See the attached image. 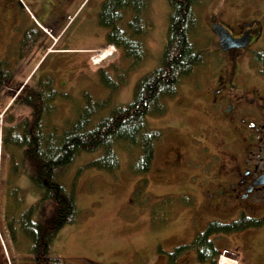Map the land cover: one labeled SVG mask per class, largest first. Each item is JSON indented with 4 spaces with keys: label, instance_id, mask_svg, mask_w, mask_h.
Returning <instances> with one entry per match:
<instances>
[{
    "label": "rangeland",
    "instance_id": "obj_1",
    "mask_svg": "<svg viewBox=\"0 0 264 264\" xmlns=\"http://www.w3.org/2000/svg\"><path fill=\"white\" fill-rule=\"evenodd\" d=\"M54 1L56 0L25 1L35 16H41L49 10L54 11L53 15L58 14L56 5L65 4L66 16L58 23L52 17L53 30L42 24L47 32L37 27L29 18L27 24L39 29L40 37L30 48L29 54L20 60L18 78L25 82H35L42 75H50L54 87L70 95V101L56 103L57 112L53 119L60 123L75 115L80 104L79 99L82 102L83 91H89L94 97L108 94L109 90L99 81V68H106L110 75L115 76L128 62L117 50H112V46L106 44L107 29L99 26L97 21L103 0ZM2 9L0 58L7 56L9 30L14 24L12 20L16 22L14 12L7 11L5 5ZM195 12L201 26L196 35L199 34L198 39L206 54L203 64L195 67L191 75L181 81L176 96L167 101L164 113L147 119L151 127L163 132L149 171L137 175L131 173L128 156L120 150L122 147L119 145L115 149L119 159V168L116 171L110 173L90 168L78 175V220L62 227L51 244L52 256L60 259L62 263L167 264V253L177 245L190 242L208 221H231V214L211 212L204 206L214 179L220 173L214 135L225 138L223 134L227 131L228 137L233 138L234 130H230L227 123H224L223 120L227 119L220 110L221 104H213L211 90L221 85L228 88L230 95L238 93V90L264 91V81L263 77L255 75V71L247 73L248 52L245 50L237 58L239 69L236 75L231 77L230 62L227 55H223L211 25L218 23L232 34L246 36L250 26L248 18H252L256 29L261 31L260 40L264 47V0H211L204 8H195ZM169 13L167 0H149L146 13L147 33L143 38L146 57L129 74L124 87L115 94L113 105L128 103L136 81L158 65L166 42ZM254 34L256 36V32ZM14 47H11L12 57ZM107 48L112 53L102 59L103 61L100 60L101 63L97 62L105 56L98 55L97 52ZM95 54L98 58H95ZM39 59L41 66L36 69L34 66ZM14 92L10 88H0V111L4 110L0 125L2 135L7 110L12 101L8 96ZM15 112L20 116V111ZM106 113L108 110L104 112ZM97 155L98 153H84L75 159L64 178L68 181L67 184L80 164ZM10 162L9 154L2 143L0 264H18L24 260L12 243L5 224L4 205L8 187L18 186L24 190L22 210L41 198L40 192L27 176H12ZM141 188L142 192L135 196V191ZM146 195L152 202L160 197L173 198L166 211V220L153 224L150 220L149 203L142 204ZM181 195H185L191 202L182 204L174 199ZM53 211L52 202H43L35 211L33 219L49 223ZM175 264L198 263L195 261L194 252L190 250L183 253Z\"/></svg>",
    "mask_w": 264,
    "mask_h": 264
},
{
    "label": "trees",
    "instance_id": "obj_2",
    "mask_svg": "<svg viewBox=\"0 0 264 264\" xmlns=\"http://www.w3.org/2000/svg\"><path fill=\"white\" fill-rule=\"evenodd\" d=\"M210 0H167L170 7L166 42L158 65L134 84L131 100L124 105H113L115 94L127 82L146 57L143 38L146 36V13L149 0H103L98 12L99 26L107 29L106 44L113 45L127 60V66L115 76L106 68L98 69L101 85L107 88L104 97L82 92V102L75 112L60 123L54 121L57 101H70L68 93L54 87L50 75H42L35 82L19 80L18 66L40 37V32L29 24L19 28L21 46L8 47L7 56L0 58V88L9 86L20 91L9 105L3 129L4 149L10 157L12 176H27L40 192V200L21 209L24 190L9 186L5 197L4 218L12 243L23 255L18 264H64L52 256L51 244L58 231L77 222L76 203L78 175L86 169L113 173L119 168L116 148L121 145L128 156L133 174L147 173L155 157L162 130L149 125L148 117H158L167 109V101L176 96L184 78L203 64L206 54L196 33L201 28L195 8H204ZM17 38V39H18ZM17 41V40H16ZM38 66V67H37ZM41 59L36 62V69ZM20 70V69H19ZM13 96L9 94V99ZM16 110L21 114L16 115ZM108 110V113L104 112ZM98 153L80 164L70 183L64 179L74 160L82 154ZM13 181V177L11 179ZM142 192V188L134 195ZM173 198L161 197L149 203L153 224L167 219L168 206ZM182 204L191 201L184 195L174 198ZM54 204L49 223L35 221L33 215L43 202ZM244 221H208L193 239L167 253V264H175L183 253L193 250L199 264H216L219 252L212 236L241 230ZM16 264V263H15Z\"/></svg>",
    "mask_w": 264,
    "mask_h": 264
},
{
    "label": "flooded vegetation",
    "instance_id": "obj_3",
    "mask_svg": "<svg viewBox=\"0 0 264 264\" xmlns=\"http://www.w3.org/2000/svg\"><path fill=\"white\" fill-rule=\"evenodd\" d=\"M4 5L7 11L16 14V22L12 20L14 24L9 30L6 45L16 43V47L19 48L20 38L16 41L15 36L19 35L20 26L28 23L27 14L21 0H0L1 12ZM56 8L58 14L53 15L54 11L49 10L39 16L51 30L54 27L51 23L52 17L58 23L66 16L65 4L56 5ZM248 19L250 26L247 25L249 29L246 35L247 45L244 48H231L223 54L227 55L233 77L239 69L237 58L245 50L248 52L247 73L255 71V75L263 77L264 81V47L260 40L261 31L256 29L252 18ZM232 35L235 38L242 36L240 33ZM227 89L226 86L218 85L211 90L213 104H221L220 110L227 119L223 121L230 130H234L233 138L228 137L227 131L223 134L225 138L214 135L220 173L214 179L213 187L209 186L211 190L204 206L211 212L231 214V221L227 223L232 221L246 223L241 230L212 236L219 253L229 256L235 264H264V91L238 90V93L230 95Z\"/></svg>",
    "mask_w": 264,
    "mask_h": 264
},
{
    "label": "water",
    "instance_id": "obj_4",
    "mask_svg": "<svg viewBox=\"0 0 264 264\" xmlns=\"http://www.w3.org/2000/svg\"><path fill=\"white\" fill-rule=\"evenodd\" d=\"M213 31L219 37V43L222 47L223 51L231 49L233 47H244L247 44L246 37H242L240 39H234L230 33L224 29L221 25H215L213 27Z\"/></svg>",
    "mask_w": 264,
    "mask_h": 264
},
{
    "label": "bare ground",
    "instance_id": "obj_5",
    "mask_svg": "<svg viewBox=\"0 0 264 264\" xmlns=\"http://www.w3.org/2000/svg\"><path fill=\"white\" fill-rule=\"evenodd\" d=\"M97 54H98V55H99V54H103V55H105V56H103V58L97 60V62H99L100 60H102V59L106 58L108 55H110L111 52H110V50L107 48V49H105V50L100 51L99 53L97 52ZM95 55H96V54H95ZM98 55H96L95 58H98Z\"/></svg>",
    "mask_w": 264,
    "mask_h": 264
},
{
    "label": "built area",
    "instance_id": "obj_6",
    "mask_svg": "<svg viewBox=\"0 0 264 264\" xmlns=\"http://www.w3.org/2000/svg\"><path fill=\"white\" fill-rule=\"evenodd\" d=\"M3 113L4 111L0 112V125L2 124V121H3ZM1 144H2V134H1V128H0V152H1Z\"/></svg>",
    "mask_w": 264,
    "mask_h": 264
}]
</instances>
